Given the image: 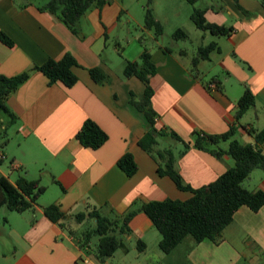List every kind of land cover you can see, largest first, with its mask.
Returning a JSON list of instances; mask_svg holds the SVG:
<instances>
[{
	"label": "crops",
	"instance_id": "1",
	"mask_svg": "<svg viewBox=\"0 0 264 264\" xmlns=\"http://www.w3.org/2000/svg\"><path fill=\"white\" fill-rule=\"evenodd\" d=\"M47 1L0 0V32L13 42L9 47L0 41V75L12 77L69 53L76 61L71 70L77 77L75 85L66 87L60 82L49 84L41 72H32L5 100L14 118L8 124L6 116L0 123L5 130L11 127L13 136L11 141H0L5 157L0 162V177L14 184L22 176L38 181L45 191L23 212L0 208V264H264V205L256 212L239 207L217 243H195L186 237L169 254L159 249L160 234L138 210L144 203L185 201L192 194L179 190L169 177L159 176L157 162L139 146L147 120L130 104V95L141 96L145 86L134 76H123L126 63L139 61L146 48L156 68L150 77L155 127L173 131L188 143L189 149L176 159L184 183L193 189L208 185L232 167L233 160L193 148L194 131L221 135L232 128L229 140L217 145L225 150L231 140L253 144L248 130H264L261 0H201L195 4L205 10L208 22L233 29L228 36H218L219 50L195 69L191 67L194 52L180 49L178 54L177 43L162 44L163 31L157 36L154 29H145L136 20L140 32L131 34L121 16L126 14L130 23L134 15L118 0L90 9L77 22L75 34L56 15L39 10ZM152 11L162 29L170 19H177ZM213 60L214 68L207 67L206 62ZM96 67L108 76V82L93 81L89 70ZM246 89L254 95L255 107L236 119L237 101ZM86 119L108 136L98 149L85 148L76 139ZM165 148L178 154L183 145L170 137L157 138L155 149ZM125 153L137 165L130 177L117 166ZM257 170L244 181L250 186L244 182L243 186L264 192V171ZM51 204L70 217L72 234L45 217L43 209ZM91 209L111 220L137 210L128 233L119 234V228H114L122 247L104 262L94 253L99 239L93 233L95 221L73 220L74 215ZM84 233H90L86 245L81 244ZM138 240L145 245L143 252L136 248Z\"/></svg>",
	"mask_w": 264,
	"mask_h": 264
},
{
	"label": "trees",
	"instance_id": "2",
	"mask_svg": "<svg viewBox=\"0 0 264 264\" xmlns=\"http://www.w3.org/2000/svg\"><path fill=\"white\" fill-rule=\"evenodd\" d=\"M188 4L195 5L201 0H184ZM237 1V0H235ZM107 0H48L39 7L41 12L56 15L74 34L77 22L92 8H101ZM264 7V0H261ZM205 10L195 8L190 16L197 29L209 32L213 36H228L232 32L231 27L219 26L208 22L204 17ZM144 28L154 29L155 34H162V26L157 22L150 9H146L144 15ZM173 38H186L182 30H176ZM0 41L11 47L13 42L2 32ZM219 48L215 42L206 46L198 47L197 54L191 60V67L195 69L199 62L208 60L209 55ZM169 52V51H168ZM76 65L73 56L66 53L61 59H49L39 66H33L21 74L5 77L0 75V111L9 118L10 124L13 115L5 105L7 97L23 84L32 72H41L49 84L60 82L66 87H72L77 82V77L71 68ZM94 82L102 84L108 82V76L98 67L89 70ZM156 74V68L151 62V56L146 48L139 55V61L127 62L124 77L134 76L145 86L144 92L137 97L131 93L130 104L134 106L147 120V130L139 140V146L157 162V173L159 176L169 177L175 186L181 191H188L192 196L185 201L165 199L162 201H151L141 205L138 211L143 212L152 222L160 234L159 249L164 254L173 251L186 237H191L195 243L203 240H211L215 243L221 241L223 230L232 222L233 215L241 206H247L252 211H258L264 205V192L250 191L243 186L254 170L264 171V130H248L254 139L253 144H241L231 140L227 149L217 147L221 141H227L233 135L231 128L227 133L221 135H208L203 132H193L192 147L207 152L217 158L228 155L233 160V166L227 169L215 181L208 185L193 189L182 180L176 168V159L186 153L189 149L188 143L183 141L173 131L166 132L155 127L156 113L151 106L153 90L150 86V77ZM255 107V97L249 89H246L237 101L235 118H241L247 111ZM170 137L180 142L183 149L175 154L172 149H155L157 138ZM107 134L92 120L86 119L76 134V139L85 148L98 149L107 141ZM1 162V161H0ZM117 166L127 175L132 176L137 171V165L130 153H125L117 161ZM45 188L38 181L18 177L14 184L8 179L0 177V208L6 206L9 210L23 212L31 208L37 198L43 194ZM137 210L129 211L121 220H111L100 215L96 209L88 212L78 213L73 216L76 223L90 218L95 221L93 233L99 239L95 245L94 253L99 261L104 262L106 258L122 247L119 234L130 231L128 224L135 216ZM43 213L52 223L60 228L68 229L70 217L59 211L55 204L46 206ZM120 224V225H119ZM118 227V233L114 228ZM82 245H86L90 239V233L82 234ZM138 252H143L145 245L141 240L136 242Z\"/></svg>",
	"mask_w": 264,
	"mask_h": 264
},
{
	"label": "rangeland",
	"instance_id": "3",
	"mask_svg": "<svg viewBox=\"0 0 264 264\" xmlns=\"http://www.w3.org/2000/svg\"><path fill=\"white\" fill-rule=\"evenodd\" d=\"M123 4L124 8L132 11L135 20H131L128 23V18L126 14H122L121 21L123 24L131 30V34H138L139 26L137 25V21L140 24L144 25V15L146 9H150L153 15V9L156 16L163 15H172L168 17H175L177 19H170L169 22L164 24L163 27V36H162V44L167 46H172L173 43H177V52L178 54L180 49H185L187 52H194V56L197 54V46H206L211 42H218V36H212L208 32H203L195 26L192 22L190 16L195 5L188 4L184 0H134L133 3L130 0H118ZM154 17V15H153ZM155 19V17H154ZM177 20V21H176ZM176 21V22H175ZM176 30H182L186 34V38H173V34ZM122 46H126L125 41L120 42ZM127 47V46H126ZM206 66L209 68H214V60L212 62H206ZM250 116H246V118ZM245 118V119H246ZM6 119L4 113L0 111V120ZM13 136L11 127L5 129L2 128L0 123V141H11ZM260 171V170H257ZM258 173V172H257ZM244 185L248 188V182H244Z\"/></svg>",
	"mask_w": 264,
	"mask_h": 264
},
{
	"label": "built area",
	"instance_id": "4",
	"mask_svg": "<svg viewBox=\"0 0 264 264\" xmlns=\"http://www.w3.org/2000/svg\"><path fill=\"white\" fill-rule=\"evenodd\" d=\"M4 154L0 152V161H3L4 160ZM86 262V261H85Z\"/></svg>",
	"mask_w": 264,
	"mask_h": 264
}]
</instances>
